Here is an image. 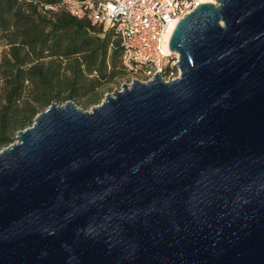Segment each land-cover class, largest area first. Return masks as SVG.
Segmentation results:
<instances>
[{
    "label": "water",
    "instance_id": "water-1",
    "mask_svg": "<svg viewBox=\"0 0 264 264\" xmlns=\"http://www.w3.org/2000/svg\"><path fill=\"white\" fill-rule=\"evenodd\" d=\"M169 49L176 79L0 150V264H264V0L198 5Z\"/></svg>",
    "mask_w": 264,
    "mask_h": 264
},
{
    "label": "trees",
    "instance_id": "trees-1",
    "mask_svg": "<svg viewBox=\"0 0 264 264\" xmlns=\"http://www.w3.org/2000/svg\"><path fill=\"white\" fill-rule=\"evenodd\" d=\"M1 41L0 150L52 103L98 105L127 75L111 32L61 10L42 14L24 0H0Z\"/></svg>",
    "mask_w": 264,
    "mask_h": 264
},
{
    "label": "built area",
    "instance_id": "built-area-1",
    "mask_svg": "<svg viewBox=\"0 0 264 264\" xmlns=\"http://www.w3.org/2000/svg\"><path fill=\"white\" fill-rule=\"evenodd\" d=\"M24 2L37 5L42 14L61 10L102 28L104 33L111 32L119 42L121 64L130 78L126 85L133 80L151 81L157 72L165 82L179 76V56L169 49L170 36L180 19L207 3L206 0H60L57 5L37 0Z\"/></svg>",
    "mask_w": 264,
    "mask_h": 264
},
{
    "label": "rangeland",
    "instance_id": "rangeland-1",
    "mask_svg": "<svg viewBox=\"0 0 264 264\" xmlns=\"http://www.w3.org/2000/svg\"><path fill=\"white\" fill-rule=\"evenodd\" d=\"M214 1V0H213ZM3 41L0 42V52L4 51V48H3ZM130 81V78L129 76H125L121 79H118L117 81H115L113 84L109 85V87H107L104 91H103V96H102V100L105 98L106 95H109V94H112L113 92L115 91H119L122 89V86L123 85H126L128 84V82ZM101 100V101H102ZM101 103V102H100ZM99 103V104H100ZM79 109L83 110V111H86V112H90L91 109L96 106H90V107H84L82 104H78L76 105Z\"/></svg>",
    "mask_w": 264,
    "mask_h": 264
},
{
    "label": "bare ground",
    "instance_id": "bare-ground-1",
    "mask_svg": "<svg viewBox=\"0 0 264 264\" xmlns=\"http://www.w3.org/2000/svg\"><path fill=\"white\" fill-rule=\"evenodd\" d=\"M207 2H210L209 0H206ZM169 35H170V30H169V32H168V34H167V39L169 38Z\"/></svg>",
    "mask_w": 264,
    "mask_h": 264
}]
</instances>
